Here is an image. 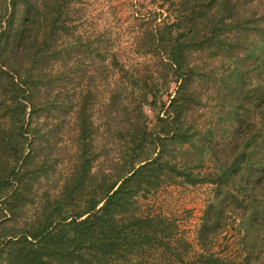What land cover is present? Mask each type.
<instances>
[{"label": "trees", "instance_id": "trees-1", "mask_svg": "<svg viewBox=\"0 0 264 264\" xmlns=\"http://www.w3.org/2000/svg\"><path fill=\"white\" fill-rule=\"evenodd\" d=\"M77 1L0 0V264H155L158 250L180 264H264V0H161L164 23L136 43L149 68L178 76L176 90L167 103L147 87L125 109L120 98L140 66L126 69L114 55L127 76L112 82L105 135L90 95L76 104L70 91L80 65L52 73L48 64L65 52L57 40L69 33L65 9ZM159 101L151 127L145 105ZM64 110L76 135L64 164L71 171L56 177L57 164L41 159L36 143L60 128L44 133V114ZM57 178V190L38 194ZM178 178L215 185L201 250L190 256L176 222L141 204ZM232 218L237 249L223 253L218 238Z\"/></svg>", "mask_w": 264, "mask_h": 264}, {"label": "rangeland", "instance_id": "rangeland-1", "mask_svg": "<svg viewBox=\"0 0 264 264\" xmlns=\"http://www.w3.org/2000/svg\"><path fill=\"white\" fill-rule=\"evenodd\" d=\"M160 3L161 0H79L65 9V13L72 20L67 21L69 33H60L57 44L61 46L60 49H66L61 59L51 55L48 64L52 73H61L66 66L80 65L76 68L72 82L74 88L70 86V91H73V94L76 93V101H74L76 104L83 102V99L77 101V98L90 95L87 106L96 117V124L101 129V135H105L104 132L108 129L106 124L109 119L108 110L111 109L108 104L112 82L117 80L118 84H122V80L127 76L126 70H121L119 67L114 68L112 63L114 55L120 58L126 69L130 67L132 69L133 65L140 66V71L132 75L137 80L136 86H132L130 91H123L124 94L120 98V104L125 109L131 110V104L139 103L143 96L142 92L147 87L153 86L159 100H165L167 103L169 101L167 90L171 89L170 93L176 90L174 82L178 76L174 72H171L169 76L166 70L155 65L149 68L152 66L151 58L141 56L140 44L142 45L143 42L136 43L137 38L145 32L148 26L164 23V16L168 13L165 12L164 16L158 14L161 11ZM48 41L51 42L50 39ZM135 51H140V53L137 54ZM70 54L72 55L69 56ZM64 90L61 92H65ZM5 96L6 90L3 88L0 91V102L3 98L6 99ZM64 96L66 94L62 96V99H65ZM152 99L153 97L149 96L150 102ZM145 111L148 115V123L153 127L157 116L162 112L161 102L159 101L157 105L146 104ZM65 113L64 110L59 117L44 114L49 118L46 122L44 116L41 118L40 127L44 133L52 129L56 122L60 123V128L54 131V135H51V141L46 144L44 140L36 143L41 159L45 154L49 156L50 163L57 164L55 166L57 168L56 177L67 176L71 171H69L70 166L64 164L73 152L72 143L76 131L74 121L70 119V116L65 119ZM57 180L58 178L46 181L39 189L37 184L34 188L38 189L39 195H42L49 187L54 192L61 184H58ZM214 191V184L192 185L178 178L165 183L150 194L148 199L142 198L141 204L145 208L149 206L153 210L162 211L176 222L177 235L190 243L188 245L190 256L201 250L198 243V231L205 211L213 201ZM225 219L222 218V224L225 223ZM228 222L227 233L218 238L216 247L223 253H229L231 250L235 252L237 249L234 243L235 237L238 236L239 220L232 218L228 219ZM166 254L164 252L163 255ZM162 256L161 250L153 251V258L149 257V259L154 260L155 264H180L176 260Z\"/></svg>", "mask_w": 264, "mask_h": 264}]
</instances>
